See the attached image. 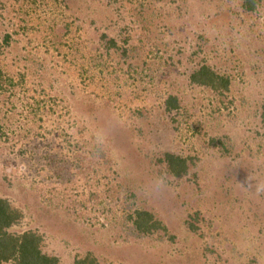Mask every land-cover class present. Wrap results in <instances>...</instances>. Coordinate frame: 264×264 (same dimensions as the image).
<instances>
[{
  "label": "rangeland",
  "instance_id": "rangeland-1",
  "mask_svg": "<svg viewBox=\"0 0 264 264\" xmlns=\"http://www.w3.org/2000/svg\"><path fill=\"white\" fill-rule=\"evenodd\" d=\"M0 198L59 264H264V0H0Z\"/></svg>",
  "mask_w": 264,
  "mask_h": 264
},
{
  "label": "trees",
  "instance_id": "trees-1",
  "mask_svg": "<svg viewBox=\"0 0 264 264\" xmlns=\"http://www.w3.org/2000/svg\"><path fill=\"white\" fill-rule=\"evenodd\" d=\"M249 8H252V6H249ZM190 78L195 83L208 85L215 90L221 84L224 87L227 84L224 77L205 65L194 71ZM165 160L170 168V173L174 176L185 173L186 167L183 159L167 154ZM138 216L146 217V219L144 218L146 224H143V230L149 231L152 225V223H149L151 216L145 212L139 213ZM20 217V211L13 208L6 199L0 198V264L7 261H12L13 264H59L55 256L47 255L41 251V236L35 231H25L18 235L7 231L11 225L18 222ZM134 223L137 225L139 223L138 219H135ZM137 226L139 227V225ZM86 263L85 260L76 261V264Z\"/></svg>",
  "mask_w": 264,
  "mask_h": 264
},
{
  "label": "clouds",
  "instance_id": "clouds-1",
  "mask_svg": "<svg viewBox=\"0 0 264 264\" xmlns=\"http://www.w3.org/2000/svg\"><path fill=\"white\" fill-rule=\"evenodd\" d=\"M258 191H259V189H258Z\"/></svg>",
  "mask_w": 264,
  "mask_h": 264
}]
</instances>
